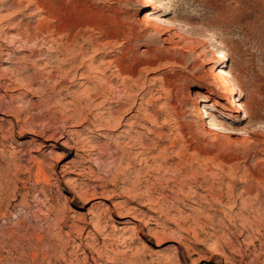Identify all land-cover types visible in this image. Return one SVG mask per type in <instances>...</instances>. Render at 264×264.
I'll return each mask as SVG.
<instances>
[{"label": "rangeland", "instance_id": "374dc122", "mask_svg": "<svg viewBox=\"0 0 264 264\" xmlns=\"http://www.w3.org/2000/svg\"><path fill=\"white\" fill-rule=\"evenodd\" d=\"M35 1L0 0V264H264V0H155L170 42L143 0ZM216 51L240 133L201 125Z\"/></svg>", "mask_w": 264, "mask_h": 264}, {"label": "bare ground", "instance_id": "6f19581e", "mask_svg": "<svg viewBox=\"0 0 264 264\" xmlns=\"http://www.w3.org/2000/svg\"><path fill=\"white\" fill-rule=\"evenodd\" d=\"M62 1V0H61ZM143 8L145 9V13L143 14V22H145V26L143 27V30H141L142 32H145L146 33V30L151 27V29L156 33L158 34L159 33V29L160 27H162L166 33V37L163 38V41L164 42H170L172 40H174V38L177 37V35H170L169 32L167 33L166 29L168 28V21L165 19V15L167 14L164 10L165 8L167 7L166 4L169 3V2H165L167 0H165L164 2H160L159 5H160V8L161 10H163L164 12L162 13H158L159 10L156 11V9L158 7L154 6L155 3V0H143ZM35 3L38 5V8L41 10V11H46L47 8L45 6H41V2L36 0ZM45 4V3H44ZM158 4V3H157ZM43 5V4H42ZM56 5V4H55ZM153 9V11L151 9ZM78 10V9H77ZM48 11V10H47ZM46 28V27H45ZM49 28V27H48ZM30 30V29H29ZM43 30H44V26L42 25L40 28H39V32L37 33V35H40V33L42 34L43 33ZM135 30V29H134ZM137 31V30H136ZM30 33H28L29 35H26V36H29L28 38L25 37V38H22L24 39L23 41H29L30 42V37L33 38L34 34L36 35V32L30 30L29 31ZM144 33V34H145ZM148 33V32H147ZM135 35L139 34V32H134ZM142 33H140L141 35ZM24 36V35H23ZM22 36V37H23ZM142 36V35H141ZM147 36V35H146ZM152 36V35H151ZM134 37V36H133ZM137 37V36H136ZM153 37V36H152ZM149 36V41H153V38ZM183 38V37H182ZM44 39V37H43ZM46 39V38H45ZM178 40V39H177ZM47 41V40H46ZM25 42V43H26ZM43 42V41H42ZM154 42V41H153ZM175 42V41H174ZM24 43V44H25ZM38 46V45H37ZM56 50V49H55ZM43 51V50H41ZM60 52V51H59ZM148 54H151L154 52V49H151L149 48L147 50ZM154 54V53H153ZM214 55L213 56H216L218 57L219 59V64H217L216 66V72H214L212 74L213 78L215 79V84H216V90H215V97L216 99L214 101H212V96H210L209 94L207 93H202L201 96L198 98V103H199V106H200V111H201V114H203V116L201 117L202 118V122H201V125L204 129H207L209 130L210 132L213 133H217L218 131H228L229 133H240V132H243L242 130H236V129H233V128H228L226 127L225 124H223L221 121H220V117H219V109H218V103L219 101L217 99H220V98H223L225 97L226 95H229L231 94V88L233 87L234 88V84L232 82V73L231 71L227 68V64L223 63L222 61V58H223V55L221 53V51H216L213 53ZM42 57H44V53L41 54ZM47 58V57H46ZM92 65V64H90ZM93 66V65H92ZM39 72V71H38ZM39 74V73H38ZM38 74H34V77L37 78L36 75ZM69 73H63L62 76L65 78L66 76H68ZM40 75V74H39ZM41 76V75H40ZM42 77V76H41ZM40 78V77H39ZM47 78V77H46ZM19 82L20 81V84L22 83L21 81L23 80H15L13 82ZM35 81V80H34ZM27 84V83H26ZM30 84V82H29ZM36 84V83H35ZM27 87H30V85H28ZM107 88V84L104 83L103 81L100 82L98 88L96 89L95 93L98 94V92L100 93L101 90H106ZM29 89V88H28ZM108 89V88H107ZM235 90V89H234ZM94 93V94H95ZM103 93V92H102ZM101 93V94H102ZM106 93V92H105ZM96 95V94H95ZM106 95V94H105ZM8 108V107H7ZM6 108V109H7ZM80 109V108H78ZM76 109V110H78ZM237 109L240 110V109H244V107L242 105H239L237 106ZM77 113V112H76ZM75 115V114H74ZM71 116V115H70ZM206 131V130H205ZM207 131V132H209ZM209 132V134H210ZM215 133V134H216ZM81 173V172H80ZM79 173V174H80ZM72 180V179H71ZM71 183V182H70ZM96 189V188H95ZM78 188H74V192L77 193L78 192ZM81 190V189H80ZM83 192V191H82ZM95 193V192H93ZM97 193V192H96ZM78 194V193H77ZM80 195V194H78ZM82 197L85 198L86 196H83L82 194ZM88 198V197H86ZM212 246V245H211ZM216 246V245H215ZM219 252V251H218Z\"/></svg>", "mask_w": 264, "mask_h": 264}]
</instances>
